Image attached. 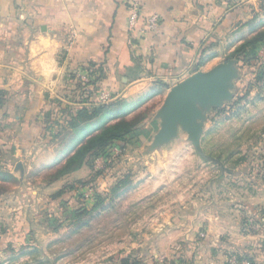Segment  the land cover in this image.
Wrapping results in <instances>:
<instances>
[{
  "label": "rangeland",
  "instance_id": "rangeland-1",
  "mask_svg": "<svg viewBox=\"0 0 264 264\" xmlns=\"http://www.w3.org/2000/svg\"><path fill=\"white\" fill-rule=\"evenodd\" d=\"M261 31L264 22L239 32L236 40L230 38L220 45L221 51L215 48L221 54L216 61L236 60L238 72L230 97L206 108L197 143L181 128L176 137L158 143L161 89L130 100L107 91L103 101L102 90L97 92L98 103L110 106L89 122L88 132L72 129L66 136L65 155L58 153L65 146H55L54 158L49 157L52 163H40L30 170L31 182L25 190L36 197L30 213V228L36 230L30 241L41 242L44 249V255L42 248L41 254L35 253V260L44 257L42 264H122L124 258L130 264H196L203 260L251 264L245 255L252 253L258 264L252 250L223 249L230 236L219 225L226 231L248 232L253 240L263 239L259 242L264 250V42L247 53L241 49ZM77 90L71 98H64L63 115L89 105L82 104L78 85ZM76 100L78 105H73ZM117 101L120 105H111ZM121 122L136 125L138 133L125 150L113 155L107 167L98 158L91 167L85 165L52 180L81 144ZM97 168L106 172L98 175ZM7 175H0V193L22 191L23 186ZM83 182L98 185L106 198L101 202L98 195L83 199L79 193ZM118 182H122L120 187L112 192ZM62 189L64 193L55 196ZM12 201L2 205L0 218L15 207L16 198ZM82 207V213L75 215ZM0 225L2 232L12 226L6 220ZM217 229L224 234L209 232ZM9 237L0 235V243ZM33 258L28 263L0 256V264H35Z\"/></svg>",
  "mask_w": 264,
  "mask_h": 264
},
{
  "label": "crops",
  "instance_id": "crops-1",
  "mask_svg": "<svg viewBox=\"0 0 264 264\" xmlns=\"http://www.w3.org/2000/svg\"><path fill=\"white\" fill-rule=\"evenodd\" d=\"M130 3L0 0V89L6 93L0 106V174H10L23 186L22 191L0 194V213L6 200L16 198L15 207L0 218L12 225L0 230L1 236L10 234L6 243H0V256L30 263L36 252L41 254L42 243L30 241L36 230L30 228L36 197L25 188L31 182L33 166L53 162L49 157L54 158L55 146H65L58 153H67L66 136L73 129L68 123L77 111L63 115L62 105L64 98L78 93V79L88 82L103 70L100 90L125 100L162 84L159 93L165 100L174 85L190 76L187 74L217 62L221 54L215 48L221 51L220 45L230 38L236 40L239 32L264 22V0H142L143 14L131 29ZM153 12L161 20L158 29L151 31L147 18ZM72 104L78 105L77 100ZM19 164L23 172L17 168ZM219 226L230 236L223 249L252 250L258 264H264L261 238L255 241L241 229L226 231ZM209 232L224 234L221 229ZM45 260L40 257L35 264ZM196 264L212 263L203 260Z\"/></svg>",
  "mask_w": 264,
  "mask_h": 264
},
{
  "label": "water",
  "instance_id": "water-1",
  "mask_svg": "<svg viewBox=\"0 0 264 264\" xmlns=\"http://www.w3.org/2000/svg\"><path fill=\"white\" fill-rule=\"evenodd\" d=\"M237 72L236 60H224L209 70H197L174 85L159 111L161 125L156 135L158 143L176 137L180 128L197 143L206 108L220 105L230 97V88ZM17 168L24 171L22 164Z\"/></svg>",
  "mask_w": 264,
  "mask_h": 264
},
{
  "label": "trees",
  "instance_id": "trees-1",
  "mask_svg": "<svg viewBox=\"0 0 264 264\" xmlns=\"http://www.w3.org/2000/svg\"><path fill=\"white\" fill-rule=\"evenodd\" d=\"M264 42V31H261L256 36H254L252 39H249L242 47V52L247 53L249 49L258 43ZM104 72L102 70L101 73H98V76L94 79H90V81L85 82L80 79H78V86L79 90H82V104L84 101H87L89 105H80L78 107L77 112L75 116L71 117V120L69 121L68 125L73 129H78L79 132H86V127L88 126L89 122L93 120L94 118L101 115L105 108L110 105H101L96 100L97 92L100 90V85L104 78ZM162 83V82H161ZM156 88L154 90L158 91L160 90V87ZM161 91V90H160ZM5 91L0 89V106L4 102L5 98ZM111 105H120V102L112 103ZM138 133L136 130V125L128 124L127 122H121L119 124L113 125L106 130L102 131L101 133H98L94 135L93 137H90L85 143L81 144L76 151L73 153V155L69 158V160L65 163V165L58 171L57 175H55L54 179H60L69 173L80 169L81 167L87 165L92 166L94 161H96L100 157L105 158L104 167H107L110 160H113V155L111 152V148L115 145L119 146L121 150H125L128 145H130L132 138L134 137V133ZM99 169L96 170L97 174L101 175L104 174L106 169ZM1 175V174H0ZM9 178H11V175H7ZM122 182L116 183L115 187H113L112 192L117 190L118 187H120ZM91 184V183H90ZM83 186H86V182L82 183ZM95 185V184H94ZM98 186V185H96ZM71 189H78V186L71 185L69 186ZM65 189H62L58 191V193L55 194L61 195L63 194ZM101 191H97L95 195H98V200L100 202L106 198L102 195L104 193H100ZM3 193V192H1ZM0 193V194H1ZM80 193V192H79ZM81 195V194H80ZM82 197V196H81ZM99 202V203H100ZM98 203V204H99ZM83 207L78 209L77 212H75V215H80L82 213ZM245 258L251 262V264H254V261L252 257L249 255H245ZM242 259V257L240 258ZM122 264H130V259H122Z\"/></svg>",
  "mask_w": 264,
  "mask_h": 264
},
{
  "label": "built area",
  "instance_id": "built-area-1",
  "mask_svg": "<svg viewBox=\"0 0 264 264\" xmlns=\"http://www.w3.org/2000/svg\"><path fill=\"white\" fill-rule=\"evenodd\" d=\"M141 1L142 0H131L130 3V16H129V27L131 29H135L138 25L139 22V18L141 16V14H143V12L141 13ZM160 14L157 12H153L152 14L148 15L147 18V28L148 30H157L160 24ZM86 82V81H85ZM108 97V94L106 91L102 90V98L103 101H106ZM121 148L117 145L113 146L111 148V152L112 155L115 154H120L121 153ZM101 159L102 161V167L105 163V158L104 157H100L99 160ZM101 169V168H99ZM97 168V170H99ZM99 190V187L94 185V184H90V185H86V186H82L79 190L81 196L83 197V199H85L86 201L92 199L95 194L97 193V191Z\"/></svg>",
  "mask_w": 264,
  "mask_h": 264
}]
</instances>
